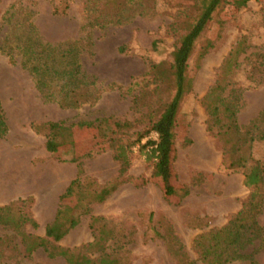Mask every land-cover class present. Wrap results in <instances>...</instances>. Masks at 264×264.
<instances>
[{
	"label": "rangeland",
	"instance_id": "1",
	"mask_svg": "<svg viewBox=\"0 0 264 264\" xmlns=\"http://www.w3.org/2000/svg\"><path fill=\"white\" fill-rule=\"evenodd\" d=\"M111 1L0 0V25L7 9L14 6L17 7L13 13L14 20L22 25L32 20L44 42L66 44L82 40L87 33L82 32L81 27L87 20L98 18L101 12L102 17L104 13H109ZM197 1L140 0V6L128 10L127 16L131 17L128 21L103 30L93 29L94 56L87 54L82 43L78 44L82 69L96 79L100 88L114 84L125 90L105 91L95 106L84 105L78 109H63L57 102H46L42 98L33 77L20 64L26 61V57L17 56L15 51L13 54L17 64L11 63L9 50L5 46L9 27L5 25L0 28V94L9 117L12 139L21 142L26 139V133L31 132L28 127L42 126L47 122L72 124L102 117L133 122L146 115L149 109L157 112L161 104L168 101L170 94L160 91L153 94L156 85L149 74L151 65L172 61L171 54L176 42L196 17L199 9ZM67 7L68 11L63 16L54 12L55 9L63 12ZM219 31L221 34L218 36ZM24 32L25 28L22 27L21 33ZM210 39L216 40L214 48L199 64V54ZM242 39L247 52L241 55L240 67L231 75L236 88L244 91L239 122L248 126L264 111V0H251L240 11L226 4L200 38L189 62L193 90L181 104L174 132L171 183L175 193L169 198L165 197L162 182L153 177L154 164L148 162L136 147L125 178L127 182L104 203L86 209L88 205L84 206V203H87V199L79 204L78 195L71 201L70 206L75 210L73 215L79 223L57 243L58 246L77 249L92 243L96 231L91 227L92 218H102L100 225H106L113 233L111 241L107 243V252L121 264H178L163 238L171 232L184 245L189 260L193 264H203L194 249L196 237L225 227L242 210L249 196L244 175L223 166L222 146L215 134L208 131V116L202 105L224 62ZM136 84L135 92H126L127 88L135 89ZM145 93L146 96L148 93L146 106L134 109L133 96H143ZM145 127L143 125L137 130ZM111 128L76 129L77 152L81 154L93 149ZM39 135L43 143L46 139ZM149 138L157 140L158 135L151 133ZM258 150L264 161V144L258 146ZM40 156L48 154L43 151ZM54 160L58 161L51 155L48 165L52 167ZM82 169L83 183L91 193L114 181L118 177L119 166L109 151L86 160ZM35 190L38 194L36 199L42 203L46 201L48 195L45 189L39 186ZM3 199L7 201L12 198ZM27 200L18 205L38 223L43 205H35L34 198ZM5 205L8 204L0 202V206ZM259 223L264 227V211L259 216ZM45 224L47 222L34 226L28 222L23 230L45 238ZM258 244L245 250L247 254L255 252L253 260L246 258L234 264H264V249L257 251ZM0 264L66 262L62 258H49L43 249L28 255L17 229L0 225Z\"/></svg>",
	"mask_w": 264,
	"mask_h": 264
},
{
	"label": "trees",
	"instance_id": "2",
	"mask_svg": "<svg viewBox=\"0 0 264 264\" xmlns=\"http://www.w3.org/2000/svg\"><path fill=\"white\" fill-rule=\"evenodd\" d=\"M251 0H198L199 7L196 17L180 36L171 54V62L153 63L150 68L152 83L156 85L153 94L160 91L169 93L168 101L162 103L157 112L148 110L146 115L135 121L115 120L112 117H102L92 121H79L67 124L63 121L47 122L42 126L32 125V129L46 139L47 151L59 162H71L78 167V177L72 182L66 193L60 198V207L55 221L46 227L45 238L36 237L23 230L28 222L38 226V223L25 214L18 204L29 200H19L5 206H0V225L17 229L28 255L43 249L49 258H62L66 264H121L118 259L107 252V243L113 233L106 225L101 226L102 218H92L91 227L95 229L94 241L77 249H66L58 246L71 230L79 223L71 207V201L78 195V203H84L86 209L94 204L104 203L123 184L127 182L128 174L135 148L146 156L153 165V177L160 179L164 195L169 198L175 193L171 180L173 177L172 162L175 147V129L181 104L193 90V79L189 75V62L196 50L197 44L210 27L216 14L226 4L240 11ZM140 0H112L109 13L102 12L95 20H87L81 27L87 33L82 40L66 44H51L43 41L32 20L24 25L14 20L17 7H9L5 12L2 29L9 27L6 48L9 50L10 61L17 64L13 52L17 56L26 57L21 61L22 68L29 71L42 98L46 102L55 101L63 109H78L84 105L95 106L105 91H124V88L114 84L100 88L96 79L87 74L81 65L80 47L90 56H94L95 45L91 31L106 29L110 25H121L131 17L128 10L140 6ZM61 7V6H59ZM55 9V14L65 15ZM88 11V9H87ZM33 14V13H32ZM25 28L24 34L21 33ZM223 26L220 27V30ZM219 31L217 35L221 33ZM216 41V40H215ZM214 40L207 41L202 48L199 64L211 52ZM123 51V50H121ZM247 52L244 39L231 51L220 69L219 76L203 98L202 105L208 116V131L218 138L223 149V166L234 173L244 175V185L249 190V196L241 211L223 228L204 233L194 240V249L199 254L203 264H234L238 260L251 258L247 247L259 243L257 251L264 249V227L259 223V216L264 211V161L258 154V146L264 144V111H262L248 126L239 122V114L243 107L244 91L235 86L231 75L240 67L239 58ZM200 66V65H199ZM127 88L126 92L136 90ZM133 96L134 109L146 106L148 93ZM149 104V103H148ZM146 125L142 130L139 127ZM102 126L112 127L111 131L98 140L93 149L78 153V143L75 139L76 129L97 130ZM8 118L0 99V140L9 135ZM151 133L158 135L157 140L150 139ZM134 138V139H133ZM148 139L145 143L144 140ZM112 152L113 160L119 166L118 177L110 184L91 191L83 183V165L86 160L95 158L106 152ZM189 194V191H186ZM168 244L170 253L178 264H193L185 251L184 245L174 232L163 237ZM96 255V257H93Z\"/></svg>",
	"mask_w": 264,
	"mask_h": 264
},
{
	"label": "crops",
	"instance_id": "3",
	"mask_svg": "<svg viewBox=\"0 0 264 264\" xmlns=\"http://www.w3.org/2000/svg\"><path fill=\"white\" fill-rule=\"evenodd\" d=\"M0 99L5 110L1 94ZM5 113L9 119L6 110ZM28 130L31 132H27L26 139L21 142L12 139L11 128L8 137L0 140V202L10 204L16 200L34 198L35 205H43V213L37 220L38 224L47 222L46 231V227L55 221L60 198L77 179L78 168L71 163H59L55 160L52 167L48 165L51 154L46 149V140L42 143L39 140L40 135L31 126ZM42 148L48 156H40ZM39 186H42L48 195L43 203L36 199L38 194L35 189ZM3 198L12 199L6 201Z\"/></svg>",
	"mask_w": 264,
	"mask_h": 264
}]
</instances>
